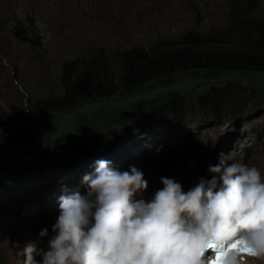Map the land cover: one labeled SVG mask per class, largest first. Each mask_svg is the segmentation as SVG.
I'll return each mask as SVG.
<instances>
[{
	"label": "rangeland",
	"instance_id": "rangeland-1",
	"mask_svg": "<svg viewBox=\"0 0 264 264\" xmlns=\"http://www.w3.org/2000/svg\"><path fill=\"white\" fill-rule=\"evenodd\" d=\"M250 18L264 21V0L254 10L245 0H0V264H23L25 244L35 241L39 247L42 229L52 235L60 198L86 193L84 177L94 175L100 160L120 172L141 171L147 188L134 199L145 202L163 188L162 178L179 183L184 192L210 180L208 168L221 154L228 163L255 166L264 179V106L252 112L264 102V72L173 71L92 101L36 108L48 97L63 102L64 64L76 60L80 71L102 61L115 69L129 46L177 40L190 28L237 47L228 39L233 40V25ZM238 78L245 80L241 86ZM225 81L231 83L229 103H197V96ZM171 94L178 117L168 106L166 113L157 110ZM12 106L18 119L10 120L17 114ZM84 133L95 144L90 164L67 144ZM54 143L70 148L64 164L29 170L25 160ZM44 202L49 214L42 210ZM29 216L41 218L29 238L10 231V224Z\"/></svg>",
	"mask_w": 264,
	"mask_h": 264
},
{
	"label": "clouds",
	"instance_id": "clouds-1",
	"mask_svg": "<svg viewBox=\"0 0 264 264\" xmlns=\"http://www.w3.org/2000/svg\"><path fill=\"white\" fill-rule=\"evenodd\" d=\"M210 180L187 192L172 179L149 202L134 199L147 188L135 167L120 172L110 162H96L85 176L86 195L62 196L59 216L47 250L28 241L23 264H208L209 245L227 247L236 241L246 255L229 253L225 264L264 261V179L255 166L228 163L221 154L210 165ZM40 259L37 260L36 257ZM214 259V258H213Z\"/></svg>",
	"mask_w": 264,
	"mask_h": 264
},
{
	"label": "trees",
	"instance_id": "trees-1",
	"mask_svg": "<svg viewBox=\"0 0 264 264\" xmlns=\"http://www.w3.org/2000/svg\"><path fill=\"white\" fill-rule=\"evenodd\" d=\"M249 10L257 8L258 0H245ZM192 11L196 12V8ZM194 25H198L197 16L194 17ZM234 37L232 43H238L237 47H228L227 42L222 39L207 37L200 30L195 28L183 31L181 38L161 39L153 42L148 47L131 45L126 48L120 56V61L115 69L107 66L105 62L95 65H88L78 71L77 61L64 64L62 76L64 78L63 102H57L55 97H48L47 100L38 101L39 109H60L61 106L75 103L77 101L87 102L102 96L113 94L116 90L131 89L148 80L163 76L173 71L187 72L197 69H219L227 70H251L264 72V21L250 18L242 20L233 25ZM20 40H27L19 36ZM237 40V41H236ZM234 72V71H233ZM255 73V72H254ZM257 73V74H258ZM237 86H241V81ZM229 82L211 85L196 101L199 105L215 107L218 101L229 103L230 96L227 95ZM176 95H169L164 103L157 110L166 113L164 107L168 106L169 114L178 117ZM264 106V102L252 109L257 112ZM34 108V105H33ZM14 106H12V114ZM19 113L10 119H18ZM37 115V113H36ZM39 115V113H38ZM80 151V155L90 164L94 160L95 144L91 134H76L72 142ZM66 145L53 144L51 149H38L25 160L29 170L45 171L51 167L63 165V157ZM67 148V149H65Z\"/></svg>",
	"mask_w": 264,
	"mask_h": 264
},
{
	"label": "bare ground",
	"instance_id": "bare-ground-1",
	"mask_svg": "<svg viewBox=\"0 0 264 264\" xmlns=\"http://www.w3.org/2000/svg\"><path fill=\"white\" fill-rule=\"evenodd\" d=\"M187 179L189 180V178H187ZM84 195H86V193L82 194L81 196H84ZM42 210L44 211V214L50 213V209L48 208V206L46 205L45 202L42 204ZM55 211L58 213V210H55ZM21 221H22L21 223L14 225L13 227L10 224L9 229L11 232L12 231H15V232L19 231V233L22 232L23 235L27 238H29L33 234V230H30L31 227L37 228V227H40V225H41V218H36V217H32V216L21 218ZM260 261L261 260H256L253 257L245 258V264H260L259 263Z\"/></svg>",
	"mask_w": 264,
	"mask_h": 264
},
{
	"label": "snow or ice",
	"instance_id": "snow-or-ice-1",
	"mask_svg": "<svg viewBox=\"0 0 264 264\" xmlns=\"http://www.w3.org/2000/svg\"><path fill=\"white\" fill-rule=\"evenodd\" d=\"M208 250H213L215 252V258L208 261V264H225L229 253L236 252L238 255H246L248 250L241 247V243L236 241L229 244L227 247L217 248L214 245H209L208 248L201 254L202 258L208 255Z\"/></svg>",
	"mask_w": 264,
	"mask_h": 264
},
{
	"label": "water",
	"instance_id": "water-1",
	"mask_svg": "<svg viewBox=\"0 0 264 264\" xmlns=\"http://www.w3.org/2000/svg\"><path fill=\"white\" fill-rule=\"evenodd\" d=\"M51 235H49L50 237ZM47 243H48V237H45L41 240L40 244H39V248L43 249V250H47Z\"/></svg>",
	"mask_w": 264,
	"mask_h": 264
}]
</instances>
